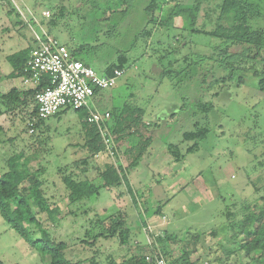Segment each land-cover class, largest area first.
<instances>
[{
    "label": "rangeland",
    "instance_id": "1",
    "mask_svg": "<svg viewBox=\"0 0 264 264\" xmlns=\"http://www.w3.org/2000/svg\"><path fill=\"white\" fill-rule=\"evenodd\" d=\"M150 1L0 0L1 93L14 86L26 87L22 79L9 77L13 67L8 56L26 47L32 50L38 45L36 34L43 37L50 31V38L67 46L104 42L97 50L77 54L100 75L116 59L119 50L127 51L130 66L114 88L104 90L105 106L101 111L122 106L133 94L145 109V121L152 122L147 129L153 135V142L141 155L138 165L125 172L121 185L70 203L57 167L90 155L85 147L86 131L80 124L84 111L69 109L59 117L52 116L46 121L49 128L42 126L34 132L25 130L28 119L22 110L0 116L4 126V132L0 133L1 164L5 166L13 154L24 152L26 157L30 156L33 169L47 168L43 178L55 217L38 213L45 232L34 228L35 236L45 234L56 246L65 244L64 257L72 261L83 259L85 264H108L107 257L122 261L134 253L133 244L151 243L155 235H163L165 231L180 237L188 231L202 233L216 229L221 239L228 232L226 208L236 210L240 216L244 202L260 204L259 197L264 194V92L258 89V78L252 72H244L241 84H238L241 73L223 82L221 79L230 71L211 60L195 66L191 78L186 77L177 86L174 82L178 77L174 82L168 78L159 82L158 68L168 66L175 56H165L161 64L152 54V41H172L177 33L176 43L182 39L190 41V45L181 48L179 56L192 50L207 51L218 39L180 30L175 26H188L189 21L176 14L169 16L168 25L155 30L150 39H138L137 34L145 26H152L148 24L152 14L146 10ZM194 1L182 0V3L192 7ZM252 1L259 3L264 14V0ZM173 4V0H160L158 21L171 12ZM205 7L204 4L199 13L198 26L213 29L217 13L213 12L209 18ZM46 11L50 12L48 16L44 14ZM258 24L264 25V19ZM198 101H212L215 105L207 123L210 133L197 150L185 152L193 142H183V133L194 129L196 121H205L204 113L197 109ZM159 117L161 125H157ZM44 138L48 140L43 142ZM140 138V134L135 136L136 141ZM169 143L179 144L185 158L175 161L168 150ZM132 145L130 136L118 141L117 150L125 164L136 154ZM40 146L45 149L43 153ZM118 157L115 153L114 158ZM119 161L115 162L117 167ZM92 162L89 168L93 167ZM255 185L262 186L261 191L257 192ZM157 209L161 212L157 213ZM34 210L38 208L35 206ZM119 215L133 229L129 244H121L117 237H99L94 241ZM207 240L199 245L203 255L209 242L217 239L209 236ZM172 247L174 256H179L180 246ZM150 251L151 247L147 255L154 253ZM214 255L205 256L206 264H214ZM0 257L7 264L50 261L33 250L1 215ZM197 257L193 255V259Z\"/></svg>",
    "mask_w": 264,
    "mask_h": 264
},
{
    "label": "trees",
    "instance_id": "2",
    "mask_svg": "<svg viewBox=\"0 0 264 264\" xmlns=\"http://www.w3.org/2000/svg\"><path fill=\"white\" fill-rule=\"evenodd\" d=\"M126 1V0H123ZM160 0H151L146 10L151 13L148 20L149 26L137 34V38L150 39L155 30L168 25V17L174 14L184 16L188 21V26H175L183 31L199 33L212 38H217L216 44H211L207 51H190L183 55L178 53L184 46L190 45V41L182 39L176 43L178 34L174 35V40L164 41L162 39L152 41V54L156 55L157 60L163 64L165 56H175L169 61V65H162L157 75L159 82L168 78L177 86L184 82L186 77L192 76L193 69L197 65L213 60L223 70H229V74L223 76V82L234 78L235 74L241 73L238 84L244 82V72H252L258 78V89L264 92V25L258 24L260 19H264V14L260 10L257 1L252 0H195L192 7H185L182 0H173L171 12L166 17L158 21L157 6ZM205 4L206 16L210 18L213 12L217 13L215 27L207 29L205 26H198L199 13ZM13 11V8L11 12ZM258 20V21H257ZM50 31L43 34V38L48 39ZM113 34V33H112ZM182 36V35H181ZM155 43H158L157 45ZM105 44L100 42L92 44L89 42L73 44L68 46L74 57L77 54L84 53L92 49H98ZM31 47H26L8 56L13 70L10 72V78H20L28 76L26 70ZM115 60L108 63L104 73L111 74L114 69L119 68L124 71L130 66V57L127 51L119 50ZM87 62V61H86ZM89 63V62H88ZM208 75V74H206ZM206 80V78L204 79ZM47 83V78L36 88L14 86L8 92H0V116L7 113H15L22 110L27 115L28 126L25 130L31 128L45 127L47 119H38L31 125L38 113V107L35 103V94ZM97 107L103 110L104 90L98 91L96 96ZM133 94L128 97L120 107L114 106L104 111H109L111 116L104 122V126L112 138V144L116 151L117 159L113 158L106 148L101 132L96 124L88 122V113L85 109L84 118L81 121V128L86 131L85 147L89 151V156L80 160L57 167V174L66 191V196L70 203H75L82 198L98 195L104 188L119 186L125 172L138 165L140 157L153 142V135L147 129L152 122H146L144 119L145 109L137 103ZM197 109L204 113V122L196 121L194 129L183 133V142H193L185 152H193L200 147V142L210 133V127L207 125L210 118L209 113L214 110L215 105L212 101L196 102ZM69 109L62 110L54 116L59 117L61 113ZM26 119V120H27ZM160 120V117L158 118ZM162 120L157 122L161 125ZM4 132V126L0 123V133ZM151 133V134H150ZM140 134L142 138L136 141L135 136ZM132 137L133 149L136 154L129 164H125L121 152L118 149L120 138ZM48 138H44L47 141ZM37 152H38V148ZM43 153L44 148L40 146ZM168 150L173 155L175 161H181L185 154L179 144L169 143ZM35 153V152H34ZM95 159L94 161H89ZM120 160V161H119ZM30 156L26 157L24 152L13 154L3 166L0 161V215L9 226L14 229L30 247L42 254L44 258L49 257L48 264H85L86 260H70L64 257L65 244L56 246L45 234L35 236V229L38 228L42 233L45 232L38 213H48L51 218L55 217L52 203L48 199L45 190L46 179L43 175L47 172L46 166L36 169L30 164ZM119 161L120 166L115 162ZM90 162L93 167L89 168ZM45 165V164H44ZM88 165V166H87ZM48 173V172H47ZM257 192L261 191L262 186L255 185ZM29 197L32 199L30 201ZM260 204L244 202L241 208L243 211L240 216L236 210L230 207L226 208L225 215L228 220L227 236L220 239V232L216 229L211 231L195 233L188 231L182 236L176 233L165 231L163 235H155L151 243L141 242L133 244L134 253L122 261H117L113 257H107L108 264H155L146 259L147 249L151 247L150 252L166 258L170 264H206V255L214 253V264H264V194L259 197ZM38 210L35 211L34 207ZM157 213L161 210L157 209ZM104 231L94 237V241L99 237L118 238L121 244H129L131 232L133 229L127 220L119 215V219L110 222ZM214 237L216 241H210L206 248L205 255L199 251V245L207 237ZM208 242V240H207ZM180 246L181 253L174 256L175 245ZM197 258L193 259V255ZM95 263V261H93ZM0 264H7L0 257ZM209 264V263H207Z\"/></svg>",
    "mask_w": 264,
    "mask_h": 264
},
{
    "label": "built area",
    "instance_id": "3",
    "mask_svg": "<svg viewBox=\"0 0 264 264\" xmlns=\"http://www.w3.org/2000/svg\"><path fill=\"white\" fill-rule=\"evenodd\" d=\"M46 16L49 11L44 12ZM38 45L31 50L27 68L29 75L22 78L26 87L36 88L43 78L46 85L35 94L38 113L31 125L38 119H48L65 109H85L89 123L96 124L101 132L106 148L114 158L115 149L104 122L111 116L109 111L97 107L98 91L114 88L123 77L124 70L116 68L111 74L100 75L93 66L74 57L66 44L55 38L45 39L36 34ZM34 128L30 131L34 132ZM148 261L155 264H170L163 256L149 253Z\"/></svg>",
    "mask_w": 264,
    "mask_h": 264
}]
</instances>
